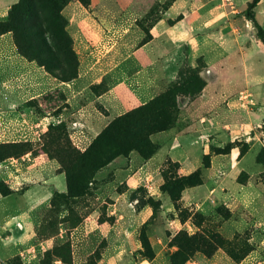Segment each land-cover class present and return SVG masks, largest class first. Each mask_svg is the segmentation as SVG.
<instances>
[{
    "label": "rangeland",
    "instance_id": "obj_1",
    "mask_svg": "<svg viewBox=\"0 0 264 264\" xmlns=\"http://www.w3.org/2000/svg\"><path fill=\"white\" fill-rule=\"evenodd\" d=\"M20 1L0 0V21ZM175 1L30 0L51 46L36 36L19 53L48 71L56 107L45 114L28 95L23 124L0 115V264H264V45L243 14L251 0H214L227 21L208 38L155 51ZM255 11L264 27V0ZM159 53L157 88L142 71ZM143 105L150 114L108 141L126 148L143 130L151 146L105 149L111 161L82 167L79 155Z\"/></svg>",
    "mask_w": 264,
    "mask_h": 264
},
{
    "label": "crops",
    "instance_id": "obj_2",
    "mask_svg": "<svg viewBox=\"0 0 264 264\" xmlns=\"http://www.w3.org/2000/svg\"><path fill=\"white\" fill-rule=\"evenodd\" d=\"M178 1L181 2L184 0H177L175 1V4L172 3L168 8H166L162 13L161 19H159L153 28V38L148 43L154 46L155 51H160L163 44H169L172 46L175 42L178 44L186 41L187 39L189 40V38H193V36H197L198 38L205 40V38H208L209 35H206V32L204 31L207 27L209 28V25L213 26V23L216 21L218 22L219 20L227 21L223 16V13H225L224 10L219 8L222 5L216 3L214 0H188L190 4L185 8L182 7L183 5L178 6ZM175 7H178L179 11L172 14L171 9H174ZM8 9V6L1 7L0 11H3L1 12V15L5 16ZM147 10L148 9L144 8L138 13V17L146 14ZM191 26L196 28V32L193 34V31H191V34L189 35ZM156 54H154L155 62L152 69L153 73L151 72L149 74L146 70H143L142 72L145 76H147V78H149L150 81L153 82L154 87L158 88L162 85L159 81V77L162 70L164 55L159 53L160 56L158 59ZM80 76H82V74H80ZM35 77L39 78V81L41 80L36 88L42 89L44 87L45 89L39 94H33L35 87L32 88L33 86H31V82ZM49 78L50 74L48 71H46L43 67L36 65L34 61L28 60L19 53L12 32H6L0 35L1 116L8 115L12 119H15L16 123L21 124H23V121H27L28 118L23 117V114L17 111V105L21 104L23 99L27 98L28 95L30 96L28 100H43L41 102V107L45 114L49 113V107L51 106V102L49 100H52V97L56 94L47 89V84H44L46 82L43 79L48 80L49 82ZM122 86H125V84L120 82L114 87V90L121 93V98L125 102L130 104L133 103V101L129 98L127 90L121 88ZM205 89L206 86L203 91ZM45 95H48V99H46L47 97H45ZM123 97H125V99ZM44 100H46V102H44ZM51 107L53 108L56 106L52 105ZM44 119H47V117L41 116L35 118L34 121L38 124H42ZM16 177H18V175H16Z\"/></svg>",
    "mask_w": 264,
    "mask_h": 264
},
{
    "label": "trees",
    "instance_id": "obj_3",
    "mask_svg": "<svg viewBox=\"0 0 264 264\" xmlns=\"http://www.w3.org/2000/svg\"><path fill=\"white\" fill-rule=\"evenodd\" d=\"M59 1V0H55ZM262 0H251L243 14L247 21L251 24L250 29L253 30L254 36L259 39L264 45V27L256 18V7L259 2ZM32 7V8H31ZM30 7V0H21L18 5L12 7L10 11L9 18L6 21H0V35L6 32H12L14 36L15 43L17 48L20 51H23V45L25 44L24 40H27L32 45H35L32 41L33 38L38 36L39 40H44V45L47 47V50L51 46L45 41V35L43 31V27L39 26L36 22H31V16L35 15V11L31 13L30 10H35L33 8V4ZM37 37V38H38ZM50 45V46H49ZM49 51V50H48ZM40 64V63H39ZM45 66L44 64H40ZM205 85V84H204ZM204 87V86H203ZM157 109L160 107L158 104L155 105ZM153 108V107H152ZM150 105H143L133 111L127 112L121 117L117 118L115 122L105 130L91 145L79 155V159L82 167H93L94 169H98L102 167L105 163H108L112 160L111 157H107L105 159L100 158L101 151L105 149H115L117 150L118 145L115 143L108 141L110 131L116 130L118 131V127L123 126L124 128L129 126L130 124H134L140 121L147 114L149 115L151 112ZM128 146L126 148H118L120 150L126 149V151L134 149V148H145L150 147L151 143L149 141L148 133H145L143 130H136L134 135L128 139ZM132 146V147H131ZM114 150V151H115ZM124 151V150H123ZM119 153V152H118ZM0 191L4 193L5 191L0 188Z\"/></svg>",
    "mask_w": 264,
    "mask_h": 264
},
{
    "label": "water",
    "instance_id": "obj_4",
    "mask_svg": "<svg viewBox=\"0 0 264 264\" xmlns=\"http://www.w3.org/2000/svg\"><path fill=\"white\" fill-rule=\"evenodd\" d=\"M251 26V24L249 23V27Z\"/></svg>",
    "mask_w": 264,
    "mask_h": 264
}]
</instances>
